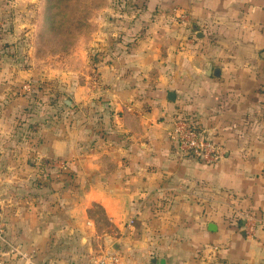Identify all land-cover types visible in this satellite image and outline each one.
Segmentation results:
<instances>
[{"label": "crops", "instance_id": "crops-1", "mask_svg": "<svg viewBox=\"0 0 264 264\" xmlns=\"http://www.w3.org/2000/svg\"><path fill=\"white\" fill-rule=\"evenodd\" d=\"M146 4L61 118L34 117L30 70L0 72V264H264V0ZM180 113L215 133L216 165L179 158Z\"/></svg>", "mask_w": 264, "mask_h": 264}, {"label": "rangeland", "instance_id": "rangeland-1", "mask_svg": "<svg viewBox=\"0 0 264 264\" xmlns=\"http://www.w3.org/2000/svg\"><path fill=\"white\" fill-rule=\"evenodd\" d=\"M148 1L0 0V72L30 70L24 89L29 86L25 90L31 94L34 117L61 118L63 100L73 101L76 88L89 84L94 64L122 37H134L133 24ZM35 178L39 191L30 195L46 198L42 182ZM27 195L16 192L17 198ZM91 215L99 234L113 231L103 210L93 207Z\"/></svg>", "mask_w": 264, "mask_h": 264}, {"label": "built area", "instance_id": "built-area-1", "mask_svg": "<svg viewBox=\"0 0 264 264\" xmlns=\"http://www.w3.org/2000/svg\"><path fill=\"white\" fill-rule=\"evenodd\" d=\"M170 138L181 159H192L203 165L213 166L223 157V148L217 141L215 133L197 124L190 115L180 113L172 119ZM55 165L64 169V163H55ZM245 220L247 231L252 230L254 225L252 216L245 215ZM133 224L134 219L131 218L127 227ZM91 262L92 264H124L117 250L103 251L94 255Z\"/></svg>", "mask_w": 264, "mask_h": 264}, {"label": "water", "instance_id": "water-1", "mask_svg": "<svg viewBox=\"0 0 264 264\" xmlns=\"http://www.w3.org/2000/svg\"><path fill=\"white\" fill-rule=\"evenodd\" d=\"M209 70H212V67H209ZM214 76H218L219 75V69H214L213 72L211 73ZM168 98L170 101H174L175 100V94L174 93H169Z\"/></svg>", "mask_w": 264, "mask_h": 264}]
</instances>
